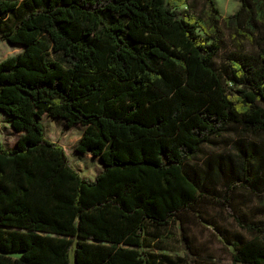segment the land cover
I'll use <instances>...</instances> for the list:
<instances>
[{
	"label": "trees",
	"instance_id": "16d2710c",
	"mask_svg": "<svg viewBox=\"0 0 264 264\" xmlns=\"http://www.w3.org/2000/svg\"><path fill=\"white\" fill-rule=\"evenodd\" d=\"M186 3L0 0V40L23 48L0 60V111L19 133L0 140V264H173L148 226L178 222L191 252L188 214L228 264H264V151L244 137L264 136V0L228 15L215 0L177 12ZM44 115L83 126L75 151L102 162L93 179ZM236 127L232 151L194 162Z\"/></svg>",
	"mask_w": 264,
	"mask_h": 264
},
{
	"label": "rangeland",
	"instance_id": "374dc122",
	"mask_svg": "<svg viewBox=\"0 0 264 264\" xmlns=\"http://www.w3.org/2000/svg\"><path fill=\"white\" fill-rule=\"evenodd\" d=\"M216 6L222 15H228L234 12L239 5V0H234L232 4H227L226 0H215ZM205 7L204 0H187V3L176 8L177 12L189 11L197 14ZM18 44H10L5 40H0V60L15 55L22 50ZM232 49L228 36L221 47L217 56L218 61L223 59ZM46 136L55 142H58L65 150L72 165L85 177H93L98 171V163L92 159L90 154H78L75 151V144L83 133V126L80 124L67 127L61 118L54 119L47 115L42 118ZM19 133L15 132L6 121V115L0 111V140L4 145L12 147ZM242 136L241 128L223 133L214 139L217 145H203L200 155L194 159L195 163H202L207 157L218 153L232 151L231 144L234 139ZM247 139L257 141L264 151V136L244 135ZM253 210H258L257 202L249 204ZM209 215L216 219L218 224H223L234 228L231 220L217 210L210 209ZM258 217L264 218V212H260ZM205 222H198L197 217L188 214L183 223L186 233L192 240L191 252H189L182 240L180 224L171 222L167 226H148L149 235L152 239L150 251L167 255L173 264H228L230 258L223 250L222 244L211 230L207 229ZM161 248V249H160ZM16 256V255H14Z\"/></svg>",
	"mask_w": 264,
	"mask_h": 264
},
{
	"label": "crops",
	"instance_id": "0c3cea01",
	"mask_svg": "<svg viewBox=\"0 0 264 264\" xmlns=\"http://www.w3.org/2000/svg\"><path fill=\"white\" fill-rule=\"evenodd\" d=\"M54 119H57L58 120V118H54ZM86 154H90V153H86ZM91 157H92V159H95L97 161V163H98V171L95 173V175H96L99 171L102 170L103 165H102V162L100 161V159L98 157H95V156H92V155H91ZM95 175L92 178L91 177H88V178L93 179L95 177Z\"/></svg>",
	"mask_w": 264,
	"mask_h": 264
}]
</instances>
